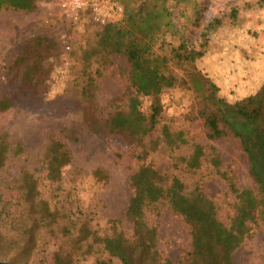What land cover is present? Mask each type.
<instances>
[{"label":"trees","instance_id":"1","mask_svg":"<svg viewBox=\"0 0 264 264\" xmlns=\"http://www.w3.org/2000/svg\"><path fill=\"white\" fill-rule=\"evenodd\" d=\"M118 1L124 8L121 20L102 28L86 23L91 26L88 37L74 48L67 42L69 51L66 44L63 46L73 61L76 80L83 79L82 124L91 133L122 138L136 161L125 220L93 212L94 206H81L71 194L65 199L41 197L39 179L25 171L16 198L3 201L0 195V258L13 256L11 249L17 248L37 259L46 240H54V264H80L88 259L93 260L91 264H116L115 260L118 264H173L160 253L156 219L169 207L177 211L168 190L174 172L184 179V194L191 198L204 183L201 168L207 160L231 192L238 191L231 173L221 170L223 163L215 147L188 138L183 129H174L166 120L161 96L176 85V70H183L187 82L201 97L199 116L205 138L217 141L232 135L239 141L257 186L252 220L264 224V68L263 79L255 89L230 100L219 94L216 76L197 67L203 51L185 36L192 27L201 26L204 0ZM4 8L32 12L37 0H0V11ZM213 27L210 24L206 30ZM62 41L52 26L24 39L22 48L4 67L12 73L9 79L20 78V83L15 93L0 95V113L17 102L39 100L47 92ZM115 55L127 61L130 83L114 101L113 109L102 117L92 89L96 77L102 75V66L111 63ZM142 97L151 100L147 111L142 110ZM2 135L0 176L9 156V142L6 134ZM154 155L167 161L172 171L157 169ZM72 159L63 142L50 139L43 159L46 179L59 183L60 188L64 182L62 170ZM92 173L97 181L108 178L103 169ZM41 240L43 250L38 246Z\"/></svg>","mask_w":264,"mask_h":264},{"label":"rangeland","instance_id":"2","mask_svg":"<svg viewBox=\"0 0 264 264\" xmlns=\"http://www.w3.org/2000/svg\"><path fill=\"white\" fill-rule=\"evenodd\" d=\"M57 12L55 0H37V8L32 12L13 8L0 11L1 96L15 93L20 83V78L10 80L8 75L12 73L8 74L4 67L22 48L25 38L52 26L63 40L47 92L39 100L17 102L0 113V138L6 134L9 142L8 160L0 176V195L3 201L16 198L24 172L30 171L39 179L41 197L65 199L71 194L72 200L79 201L81 206H94L93 212L125 220L133 194L130 176L137 168L136 161L122 138L91 133L82 124L83 79L76 80L73 61L63 45L65 40L71 42L72 48L78 46L90 34L91 26H72L57 20ZM202 19L200 27L185 32L189 43L203 51V57L196 61L197 67L216 76L219 94L238 99L263 79L264 0H204ZM210 24L214 27L208 32L206 27ZM176 76V85L161 96L166 120L174 129H183L188 138L215 147L223 163L221 170L231 173L238 191L233 194L207 160L201 168L204 183L191 198L184 194V179L174 172L168 190L177 211L169 207L156 219L160 253L173 264H264V224L252 220L257 186L249 174L247 157L232 135L217 141L205 138L199 116L201 97L187 82L183 70H176ZM96 79L92 90L99 114L104 117L130 83L129 65L115 55L111 63L102 66V75ZM150 103L149 98L142 97V110L147 111ZM50 139L63 142L73 157L62 170L64 182L60 188L59 183L46 179L43 169ZM152 161L157 169L172 171L160 156L154 155ZM98 168L108 178L97 181L92 171ZM38 246L43 250L42 240ZM16 249H11L13 256L0 261L54 264L57 245L54 240H46L37 259ZM92 261L82 260L80 264Z\"/></svg>","mask_w":264,"mask_h":264},{"label":"built area","instance_id":"3","mask_svg":"<svg viewBox=\"0 0 264 264\" xmlns=\"http://www.w3.org/2000/svg\"><path fill=\"white\" fill-rule=\"evenodd\" d=\"M57 15L55 18L72 26L89 23L102 28L110 22L121 20L124 14L123 5L118 0H55ZM49 20L46 21L48 23ZM65 49L70 45L64 40Z\"/></svg>","mask_w":264,"mask_h":264},{"label":"water","instance_id":"4","mask_svg":"<svg viewBox=\"0 0 264 264\" xmlns=\"http://www.w3.org/2000/svg\"><path fill=\"white\" fill-rule=\"evenodd\" d=\"M0 264H7V262H4V261H0Z\"/></svg>","mask_w":264,"mask_h":264}]
</instances>
